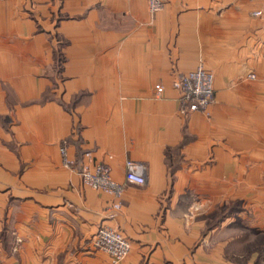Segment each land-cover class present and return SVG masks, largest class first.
<instances>
[{"label": "crops", "instance_id": "obj_1", "mask_svg": "<svg viewBox=\"0 0 264 264\" xmlns=\"http://www.w3.org/2000/svg\"><path fill=\"white\" fill-rule=\"evenodd\" d=\"M263 4L166 0L151 15L146 0H0V264H255ZM198 65L213 101L182 114L171 82ZM86 152L124 185L119 209L83 184ZM127 160L143 184L125 180ZM101 225L129 241L123 260L92 246Z\"/></svg>", "mask_w": 264, "mask_h": 264}, {"label": "built area", "instance_id": "obj_2", "mask_svg": "<svg viewBox=\"0 0 264 264\" xmlns=\"http://www.w3.org/2000/svg\"><path fill=\"white\" fill-rule=\"evenodd\" d=\"M147 8L151 15L161 11L166 0H146ZM264 13V4L260 9L252 12L254 16H261ZM172 87L179 93V111L182 114L194 111H204L213 101V75L198 65L194 70L178 73L171 82ZM154 91L157 96L164 92L162 84H155ZM62 164L65 167L73 166L69 159L66 146H60ZM86 161L81 162L79 176L86 186L94 190L106 193L113 198L112 207L120 208V198L124 192V185L112 177V168L104 162L91 164V155L85 154ZM125 180L127 182L143 184L145 181V166L138 161L127 160L125 162ZM92 246L107 253L117 263L123 260L130 251V243L124 235L111 226L101 225L91 238Z\"/></svg>", "mask_w": 264, "mask_h": 264}, {"label": "rangeland", "instance_id": "obj_3", "mask_svg": "<svg viewBox=\"0 0 264 264\" xmlns=\"http://www.w3.org/2000/svg\"><path fill=\"white\" fill-rule=\"evenodd\" d=\"M256 262L255 264H264V238L255 240Z\"/></svg>", "mask_w": 264, "mask_h": 264}]
</instances>
